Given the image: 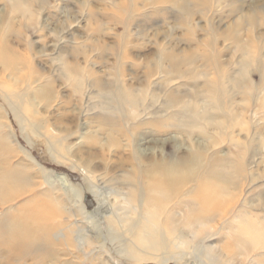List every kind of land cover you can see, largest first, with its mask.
<instances>
[{
  "label": "rangeland",
  "instance_id": "rangeland-1",
  "mask_svg": "<svg viewBox=\"0 0 264 264\" xmlns=\"http://www.w3.org/2000/svg\"><path fill=\"white\" fill-rule=\"evenodd\" d=\"M6 1L0 11H12V27L0 23V38L33 76L28 98L35 111L24 113L26 81L16 79L5 98L15 124L0 106V186L17 191L0 200V264H125L106 263L97 245L87 255L67 242L86 216L70 209L71 196L49 185V173L14 135L43 148L52 164L102 184L105 171L128 156L134 130L156 140V157L223 174L202 180L220 183L215 202L232 200L226 215L223 206L195 224L209 202L186 196L157 203L139 182L114 176L108 186L130 201L129 212L119 204L129 219L110 241L117 256L128 264L144 260L147 231L157 248H147L151 258L186 250L196 264H264V249L236 241L250 220L264 224V0ZM66 59L81 66L71 69ZM4 141L9 150H1ZM16 220L35 229L37 240L11 252L4 242ZM52 223L59 227L49 238ZM204 241L215 247L214 258Z\"/></svg>",
  "mask_w": 264,
  "mask_h": 264
},
{
  "label": "bare ground",
  "instance_id": "bare-ground-1",
  "mask_svg": "<svg viewBox=\"0 0 264 264\" xmlns=\"http://www.w3.org/2000/svg\"><path fill=\"white\" fill-rule=\"evenodd\" d=\"M20 1L21 0H18V2ZM2 2L7 3L8 1L0 0V3ZM11 10H13V8H11ZM10 13H12V11H10ZM10 13L8 9L7 10L1 9L0 11V23L7 24L9 29H11L12 27V23L9 24L12 21ZM66 35L68 34H65V36ZM55 46L57 47V45ZM16 55L18 54L15 53L13 49H11V47L5 43V40H2L0 38V66H2L0 68V106L6 108V112L7 115L9 116L10 124H12V122L15 124L16 121H15V114H13L12 110L8 108L7 105L5 104V98H9V94L6 93V90H8V88L10 89L14 88L15 86L14 83H17L15 81L16 79L20 80L22 83H24L23 82L24 80L26 81L24 84L25 88L23 91L24 92L23 94L27 97L24 113H26L27 110L28 112L31 111V113L35 111L34 100L28 98L30 94L29 92H31V88H32L31 84L33 83L32 82L33 76L27 75L28 69L20 66L21 65L19 61L20 58ZM65 62L68 64V66L71 67V69H73V67L76 66H81L79 65L80 62L75 63L68 59H66ZM90 72L92 73L93 71ZM94 75L97 76L96 73H94L93 76ZM25 76L27 77V79L23 78ZM49 86L51 87V85ZM41 93L42 92H38V95L41 96L43 94ZM16 117L18 116L16 115ZM139 125L141 126V124ZM132 128L134 129V127ZM146 128H144V130ZM160 130L158 132L159 134H161ZM143 133H144L143 130L142 132H140V130L139 132L135 130L132 131L131 137L128 138V149H129L128 156L122 159V165L118 167L115 171L114 169L112 170L107 169L105 171L103 177L104 181L101 182L102 184L97 182L98 177H96V179L94 180H90L86 172L76 171L74 170L75 167H73L74 169L72 168L69 169L78 173L81 176V183L79 184L74 182L73 180L70 179V177L67 174L57 172L52 167L53 161L51 160V158L48 157V155L46 154L45 150H43V148H39V146L36 145L28 144V142L25 139L24 140L22 139L20 133L16 134L15 132L14 135L15 141L17 142L19 147L30 157V159L34 163L39 164L42 170H45L49 173L46 179L49 185L53 187L60 184L61 187L67 192V194L71 196L70 209L72 210L74 208H78V210H80L86 216L85 220L80 221L82 225H80L79 228L77 227V229L74 231L73 228L71 231H68L67 233L65 232L66 236L64 233L60 235L63 237L65 236L67 242H69V244L71 245H74L76 242L79 245L80 250H82L87 255L90 254L93 250L96 251L97 249L96 245H97L98 248H101L100 253H103L105 259H107L106 263H110L111 260H119L121 263L124 262L125 264H128L127 262H125V260H122L120 256H117L118 255L117 251H114V249H112L110 246L111 245L110 241L114 237V235L116 233L119 234L120 231H122L125 228L126 226L125 222L128 221L129 219V215L127 214V212L130 211L129 210L130 201L128 195L123 194L121 189H116L115 187H114L115 189H111L108 186L109 185L108 180L112 179L114 176H117L120 179L121 178L124 179L123 181L125 180L127 182L131 181L130 183H132V181L134 183L139 182L140 185L145 186L149 190L148 191L150 193L149 198L157 203H161V204L164 203L170 204L171 202L179 203L180 201H182V198L184 199V197L186 196L187 197L194 196V198L196 199L198 198L206 202H209L207 203L206 208H204L205 210L202 209L200 212H198V214H201L199 217H196L195 219L192 218L193 220L191 222L195 224H197L198 222L202 224L203 219L207 217L210 218L212 215H216L219 208L223 206H224V211H223L224 215H226L230 209L229 207L230 205L228 204L231 203L232 198H230L228 201H218V202H215V200H213L214 198L212 199V196L216 195V191H217L216 186L220 185V183H217L215 185V183L213 184L212 181L202 180L204 178V173H206V175L209 174L208 178L210 180H212L211 178H213L214 180L224 179L225 177H222L223 174L221 175L217 171L215 173L206 172L205 171L206 169H204V167L200 168V167L185 166V161L182 159L176 158L174 160H169L164 158V156L156 157L155 155H153L156 152L155 147L153 146L154 144L153 142L156 140L153 138L147 140L149 135L147 137V135H145L146 133L145 134ZM139 135L140 136L142 135V138ZM157 141H159V139ZM114 144L116 146L118 145L116 144V142H114ZM10 146L11 145H9V149ZM2 147L4 148V150L8 149L6 147L5 141L1 145V150ZM86 164L89 165L88 163ZM128 164H131L132 166L130 168H127L126 165ZM87 167L89 168L90 166ZM91 172L94 173V171L92 170ZM0 188H1L0 190H2L0 191V200L6 201L10 197L12 198L13 196L17 195V191L13 190L14 188H12V186H4V187L0 186ZM84 192L90 194L93 197L94 201L96 202L95 206L92 209H90L84 201ZM224 203L226 204L224 205ZM119 204H123L126 207L127 212L122 213L120 210L123 208L121 207L122 205L119 206ZM63 208L65 211H67L65 207ZM250 222H252V224L254 225L250 227H247L248 225L246 224L242 225L243 226L242 232L243 233L244 231L246 232L244 233L245 235L241 233V235H239L240 238L236 239L237 245H239L240 248L241 247L246 248L248 245V246H252L253 249H264V228H262L264 224H262V222H256L255 220L254 221L250 220ZM13 223L15 224L18 223V224L11 225L12 228L10 231L11 234L10 240H8L7 243L4 242V244L10 245L9 251L12 252V249L16 247H21L25 243L32 244L30 240L33 237H34L33 243L36 242L37 240V238H35L36 235L33 234L35 229L30 228L28 225L24 224L20 220H16ZM58 227L59 226L57 223H52L49 226V229H47L46 235L49 237L54 233L56 229H58ZM248 232L251 233V236L249 237L246 236L247 235L246 233ZM149 235L150 233L146 231V234L144 235L143 238L145 243L147 242L148 246L146 245L145 246L147 248H150L152 251L157 250L154 242L151 241ZM203 245L206 246L207 252H209L210 255L214 258V255L211 253H213L212 251H214L213 249H215V247L208 245L207 242L205 241ZM91 247L92 250H89L91 249ZM147 248L144 249L139 248L140 249L139 251L143 252L142 254L140 253V256H142L144 260L134 264H140V263L144 264L148 262H153L156 264H196V262L192 261L189 258V253L186 250H181L177 252L176 256L171 258H167L166 256L158 257V255H155L154 258H151V256H154V253L148 251ZM218 259L219 258H216L217 261ZM219 261L221 262V260ZM66 264H70V263H66ZM199 264L202 263L199 262Z\"/></svg>",
  "mask_w": 264,
  "mask_h": 264
},
{
  "label": "water",
  "instance_id": "water-1",
  "mask_svg": "<svg viewBox=\"0 0 264 264\" xmlns=\"http://www.w3.org/2000/svg\"><path fill=\"white\" fill-rule=\"evenodd\" d=\"M52 167L57 172L67 174L70 177V179L73 180L74 182L79 183V184L81 183V176L78 173L72 171L71 169H69L65 166L57 165V164H52ZM84 201L90 209H92L96 204L93 197L90 194H88L87 192H84Z\"/></svg>",
  "mask_w": 264,
  "mask_h": 264
}]
</instances>
